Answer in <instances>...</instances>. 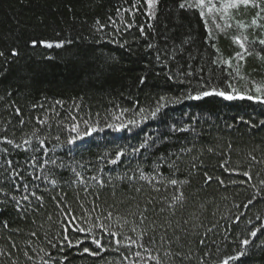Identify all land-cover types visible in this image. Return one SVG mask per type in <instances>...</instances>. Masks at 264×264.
<instances>
[{"label":"trees","instance_id":"obj_1","mask_svg":"<svg viewBox=\"0 0 264 264\" xmlns=\"http://www.w3.org/2000/svg\"><path fill=\"white\" fill-rule=\"evenodd\" d=\"M181 2L158 0L150 19L142 0H0V264H155V255L179 264L152 231L166 219L188 230L184 264H264V104L189 98L229 84L244 95L264 88V45L250 43L264 39V13L231 10L222 31V14L205 24ZM237 37L253 55L237 57ZM173 178L188 181L175 216Z\"/></svg>","mask_w":264,"mask_h":264},{"label":"snow or ice","instance_id":"obj_2","mask_svg":"<svg viewBox=\"0 0 264 264\" xmlns=\"http://www.w3.org/2000/svg\"><path fill=\"white\" fill-rule=\"evenodd\" d=\"M137 2H140V0H137ZM143 5L149 9V11L147 12V15L149 16L150 19H154V9L156 7V5L158 4V0H142ZM136 7V4L133 5V8ZM179 7L181 9H185V10H199V15L202 19H204L205 24L208 23V20L206 19V16L208 14H211L214 10H216L217 12H219L220 14H222V17L225 18L224 20V25H223V30L226 29H230L233 27V25L231 23H229L228 21L231 20L233 17L231 15H229L231 10H235L236 12H239L242 8L243 9H252V10H258L256 12V15H259L260 13H264V0H223L222 2V7L217 8L215 3H212L211 0H209V3L207 4V12H205V0H182V2L179 4ZM129 11L131 12L132 9H129ZM213 23H215V19H213ZM237 26L239 28H245V27H250L251 25H245L239 21L236 22ZM252 25L256 24V20H252L251 22ZM132 25H128V27H131ZM217 28H220L221 26L219 24L216 25ZM141 33L143 34V28L140 29ZM209 35L211 36V33H209ZM247 38L245 37L244 39H241L239 37H237L235 39V43L239 44V47L243 50L242 52H238L237 53V57L240 60H243L245 58L246 55L251 56L253 55V50L250 49L249 47L246 46L244 40H246ZM44 47L47 48H62L64 47V43L63 42H56L55 44L51 43V42H42ZM250 43H259L260 45H264V39H259L258 41H252ZM37 46L36 42L33 43V47ZM218 51V50H217ZM11 56L15 57L18 56L19 53L16 51H12L10 53ZM257 55H259L257 53ZM4 53L0 52V57H3ZM261 60H264V56H260ZM225 64H227V66L229 68L232 67L231 61H225ZM141 83H143V80H141ZM228 87L230 89H232L231 92H224V91H220L216 88H210L209 90H202V91H198L197 94L193 95L191 93H189V98L192 100H201L204 97H210V96H217V97H222L225 100H236V99H240V100H255L258 103H262L264 104V96L260 95L262 92H264V88L257 86L255 88V92L257 93V95L253 96V95H244L239 93L235 88H233V86L231 84L228 85ZM59 103V102H58ZM160 111V107H157L155 109V111L152 113L153 116L156 115L157 112ZM16 113L17 115L20 114L19 109H16ZM38 123L43 124L44 121L42 120H37ZM6 143L8 144H12L13 141L11 140H7ZM24 143H30V141L25 140ZM39 146L43 147L44 146V141L40 140L39 141ZM16 147H19V145H16ZM190 151V149H189ZM209 151H211V149H209ZM118 155H123V153H118ZM253 161H256L255 157H252ZM257 163H260V161H256ZM11 162H9L10 164ZM113 163H115V161H113ZM193 167H195V165H193ZM17 175H19V173H17ZM241 175H243L244 177L247 178L248 181L252 180V176L250 175L249 171H244L243 173H241ZM93 179H95V177H93ZM129 179H132L131 177ZM141 179H147L146 177H144L143 175L141 176ZM212 180V177L210 176H206L205 178V182L208 183ZM162 182V181H161ZM53 184H55V181H52ZM99 183L101 184V186H103V181H99ZM167 183L173 187V189L176 190V192H178V195H173L171 200L172 202L168 205V210L171 211L172 215L175 216L176 212L179 210L177 208V205H184L185 201H186V196L185 193L183 191L180 190V186L182 184H186L188 183L187 180L184 181H179L177 179H170L167 181ZM221 184H223V181H220ZM233 183H235V181H233ZM241 183H244V181H241ZM261 184H264V181H261ZM156 191H159V189H155ZM5 196H7V193H4ZM32 196L35 197V199L39 202H43V197L42 196H37L36 193H32ZM13 202H14V208L15 210L19 213L22 212L24 209L21 208V201L18 200L16 198V196H11L10 198ZM22 199L24 201H29V197L28 196H23ZM30 202V201H29ZM148 204H152L153 200H149L147 202ZM249 203H251V201H249ZM149 209L147 207H145L143 209V211L140 213V223L143 224L144 221H146L148 219L147 213H148ZM161 211H165L164 208H161ZM108 219L111 218V213L108 214ZM67 219V218H66ZM188 221H184V224H187ZM99 227L101 228L102 231L106 232L108 235L112 236L114 238V242L119 245L120 244V240L116 239L117 237V233L112 231L110 225H106V224H101L99 225ZM152 231L153 233L157 232L158 230L161 231V236H160V240L159 243L161 244V246L163 247V245L167 244V249L164 251V256L168 257L169 260L171 259H175L177 261H179V264H184V261L186 259H191V255L190 254H185L183 249L185 247L186 244V239H185V243H181V238L182 236H185V234L187 233V229L181 225L179 222H176L175 224L173 223L172 220H168L166 219L163 223L159 224L158 226L156 225L155 221L152 222ZM74 231L77 232H84L85 229L81 228V227H75L73 229ZM65 231H68V229L66 228ZM132 231H136L135 228L132 229ZM209 231H211V229H209ZM169 232H171V235H169ZM146 234V233H144ZM32 235H35V233H32ZM250 235L252 237L256 236V232L252 231L250 233ZM67 236H65V240H67ZM125 239L130 240L131 237H125ZM92 244H94L96 246L97 250H103L104 245L101 242L100 239L98 238H93L92 239ZM149 242H151V238H149ZM69 246H72V242L68 241ZM205 243L204 239H200L198 241V244L203 245ZM241 243L247 247L250 243L249 239H244L241 241ZM175 244L176 248L173 249L172 245ZM131 246V245H129ZM141 247H144V245H141ZM85 253H88L89 255H99V251H90L88 248H85L83 250ZM2 254V253H0ZM149 259H152L155 261V264H166V261H164L161 256L159 255H155V256H149ZM200 264H203V261H200ZM223 264H228V261L225 260L223 262Z\"/></svg>","mask_w":264,"mask_h":264},{"label":"water","instance_id":"obj_3","mask_svg":"<svg viewBox=\"0 0 264 264\" xmlns=\"http://www.w3.org/2000/svg\"><path fill=\"white\" fill-rule=\"evenodd\" d=\"M238 100H240V99H238Z\"/></svg>","mask_w":264,"mask_h":264}]
</instances>
